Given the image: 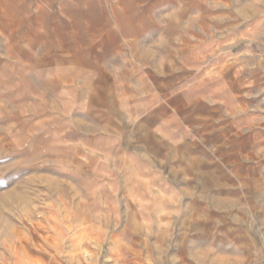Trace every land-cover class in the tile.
<instances>
[{"label":"rangeland","instance_id":"rangeland-1","mask_svg":"<svg viewBox=\"0 0 264 264\" xmlns=\"http://www.w3.org/2000/svg\"><path fill=\"white\" fill-rule=\"evenodd\" d=\"M162 1L132 42L141 4L0 0V264H264V0ZM203 90L233 95L199 121L228 122L215 146L195 99L172 103Z\"/></svg>","mask_w":264,"mask_h":264},{"label":"crops","instance_id":"crops-1","mask_svg":"<svg viewBox=\"0 0 264 264\" xmlns=\"http://www.w3.org/2000/svg\"><path fill=\"white\" fill-rule=\"evenodd\" d=\"M96 2H98V0H96ZM126 2L130 3V4H141L142 6H138V8L140 9L139 10V13H137L138 11H136V14H129V15H126V19H125V24L121 25L119 28L120 30L122 31L121 32V35L122 36H126V37H129L131 39V41H135L137 40L136 36L139 35V34H142L144 35L146 33L147 35V32L150 28V23L149 21H151V18L150 16L148 15L149 11L153 8V6L155 4H160V3H163L162 0H126ZM151 4V5H150ZM138 21L136 24L133 23L134 21ZM139 22H141L139 24V26H136ZM163 35V34H162ZM117 36V34H116ZM135 36V38H134ZM146 42H143V45H146L145 44ZM191 44V43H190ZM186 45L188 47V51H192V48L195 46L194 45ZM213 44V41L210 40L207 42V45L208 46H211ZM190 45V46H189ZM97 46V45H96ZM137 45L135 44H132L131 45V51H133V49L136 47ZM165 45H161L160 44V47L159 45H157V47L155 48V52L156 54L158 55V57H160L161 61H163V58H165L166 56L168 55H174L175 54V45L170 47V49L168 51H171L173 54H165L164 51H163V48H164ZM152 47V45L150 46ZM162 47V49H161ZM105 51H121L123 50V47H122V44H115V45H105ZM198 49H196L197 51L198 50H201V51H206L205 49L207 48L206 46L204 48L201 47V45H199L198 47H196ZM96 50H97V47H96ZM187 51V52H188ZM189 51V52H190ZM166 52V51H165ZM176 58V57H175ZM184 61L190 65V66H193L192 64H196L197 61L196 60H188L187 56L185 55L184 56ZM196 61V62H195ZM159 62V61H158ZM161 63V62H159ZM156 64L155 67H164V64L163 66L161 64ZM98 61H96V69H100V65H98ZM124 72V71H122ZM101 74V72L99 73ZM113 72H111L110 76L108 77V82L111 86H109V91L108 93H106V95H112V93L114 94H117V95H121V88L122 87H117L116 83L117 82H120L119 79H117L115 76H113ZM139 73L137 72H134L133 74H129L127 73V75H125V72H124V75L122 76L123 78H126L127 79V76L130 75V83L131 81H135V83H139L140 87L138 89H135L137 90L135 92V95L139 96V100H140V105H139V109H141V111L143 110H146L148 108L151 107L152 105V101L154 99L157 100V108H158V117H161L163 116V119L165 118V116H170V114L168 113V111L166 112V107H165V104L161 105L160 104V100L161 98L164 100L165 99V95L164 94V91L163 90H159L158 92V95H154L152 92V88L150 87L149 83L145 80V79H142V78H138ZM173 79V78H172ZM98 78H96V82H97ZM119 80V81H118ZM100 81H98L99 83ZM125 83V82H124ZM116 85V86H115ZM136 88V87H134ZM195 95H189V94H185V95H174L173 98H172V103H174V106H176L177 102L176 100L178 99V97L182 98L183 100L187 99V100H190V99H195L196 103H197V110H196V113H195V120H196V123L198 124V127L194 130V133L196 134V137H202V138H205L207 141H210L212 143V145L214 144L217 145L219 142H224V136H223V133L225 135H227V133H229V129H230V126L228 124V122L226 121V124H224L222 127H220V129H216V130H211V129H200V127L202 125H199V121L201 118L205 117V116H208L210 113L207 109V107L209 108L210 106H213V100H221V101H228V99L230 97H233V95H223V94H212L210 92H206L205 90L203 91H198L196 93H194ZM160 99V100H159ZM171 101V100H170ZM226 105H227V102H225ZM180 106V105H179ZM175 109V107H174ZM227 106L226 108L224 109V113L225 115L227 114ZM253 115H255L253 113ZM243 116V115H242ZM255 120V119H254ZM242 120H240L239 124L237 125L236 127V132L240 129L243 130V127H244V124L241 122ZM185 126V125H184ZM184 126L182 123H178V129H176V131H174V129H171L169 128L168 126H164L163 125V131L168 133V134H172L174 139L176 141H180L182 142L184 140V138L186 137V135H184L186 133V130L184 129ZM216 127L219 125H215ZM210 127L212 128V124L210 125ZM214 129V128H213ZM258 130H255L253 129V134H252V137H253V141L255 142L254 143V146L255 148L259 149V147L261 146L260 143L258 142V139L260 137V132L257 133ZM214 132V133H213ZM207 135V136H206ZM228 137V136H227ZM244 137V136H243ZM177 138V139H176ZM244 138H240L238 141H243ZM227 140V139H226ZM236 147L238 148H243L244 146L241 144V145H237ZM242 150L238 151L236 154L238 155ZM264 161L261 160L260 158V152H258V163H262ZM124 162L120 163L119 165L123 164ZM243 169V166L240 168V170ZM259 170V168H258Z\"/></svg>","mask_w":264,"mask_h":264},{"label":"bare ground","instance_id":"bare-ground-1","mask_svg":"<svg viewBox=\"0 0 264 264\" xmlns=\"http://www.w3.org/2000/svg\"><path fill=\"white\" fill-rule=\"evenodd\" d=\"M134 233V232H133ZM148 256V255H147ZM131 258V257H130ZM126 260V259H125ZM128 262V261H127ZM129 264V263H128Z\"/></svg>","mask_w":264,"mask_h":264}]
</instances>
